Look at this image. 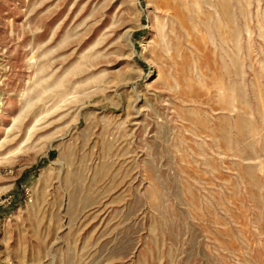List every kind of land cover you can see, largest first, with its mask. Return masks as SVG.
I'll use <instances>...</instances> for the list:
<instances>
[{
  "label": "rangeland",
  "instance_id": "rangeland-1",
  "mask_svg": "<svg viewBox=\"0 0 264 264\" xmlns=\"http://www.w3.org/2000/svg\"><path fill=\"white\" fill-rule=\"evenodd\" d=\"M0 264H264V0H0Z\"/></svg>",
  "mask_w": 264,
  "mask_h": 264
}]
</instances>
